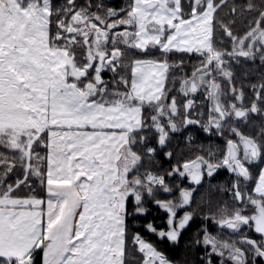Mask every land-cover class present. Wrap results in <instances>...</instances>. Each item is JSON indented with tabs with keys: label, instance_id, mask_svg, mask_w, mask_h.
Masks as SVG:
<instances>
[{
	"label": "snow or ice",
	"instance_id": "obj_1",
	"mask_svg": "<svg viewBox=\"0 0 264 264\" xmlns=\"http://www.w3.org/2000/svg\"><path fill=\"white\" fill-rule=\"evenodd\" d=\"M257 61L264 0H0V264H176L143 233L264 264V79L234 72ZM222 169L231 205L197 215Z\"/></svg>",
	"mask_w": 264,
	"mask_h": 264
},
{
	"label": "trees",
	"instance_id": "obj_2",
	"mask_svg": "<svg viewBox=\"0 0 264 264\" xmlns=\"http://www.w3.org/2000/svg\"><path fill=\"white\" fill-rule=\"evenodd\" d=\"M56 2V1H55ZM57 3V2H56ZM197 58L196 57H186L185 58V71L186 72H190L193 68V66L197 63ZM180 73H177V84L179 82V77H180ZM174 89V88H173ZM172 91V87L171 90ZM208 139L205 137V135L203 133L199 134L198 138H197V142L199 144H202L205 146V150H207V148L209 147L208 145H206ZM179 143V142H178ZM180 147L183 149V153L185 155H191L192 151H196L195 148H185L183 143H180ZM168 165L165 163L164 167H167ZM34 187H36V191L39 195L43 196L44 193L43 191L40 189V187L38 185H34ZM218 189L219 188H215V189H210L207 191H202L201 189L199 190V194L197 196V203H198V207L196 208V212L197 215H199L202 212H208V211H215L217 209L218 206L222 205L221 204V200L219 198V194H218ZM27 191V190H25ZM209 198H211L210 200H208ZM210 201V202H208ZM157 215L155 217H149V219H156ZM157 221V219H156ZM200 226V221L197 220L196 225L193 226V231L196 230V228H198ZM133 231H135V228L133 227L132 229ZM147 239L151 240L153 243L157 244V246L163 250L165 252V254L172 259L173 261L176 262V264H196L197 261V251H189L188 248H186L184 245H181L179 247H173L171 248L168 244H163L162 246L159 245V243L157 242V240L154 238V236L149 235L147 233H143ZM192 236V233L189 232L188 235L185 237V240H189L190 237ZM202 254V253H201ZM129 264H139V256L137 255V253H135L134 251H130L129 253Z\"/></svg>",
	"mask_w": 264,
	"mask_h": 264
},
{
	"label": "flooded vegetation",
	"instance_id": "obj_3",
	"mask_svg": "<svg viewBox=\"0 0 264 264\" xmlns=\"http://www.w3.org/2000/svg\"><path fill=\"white\" fill-rule=\"evenodd\" d=\"M57 3H63V0H55ZM106 4L111 5L112 7H120L123 6L127 3V0H104ZM234 72L236 75V82L237 85H243L246 94L250 98L251 96V89L249 87L250 84L252 83H258L261 81V79H264V66H262L259 61H257L255 64L252 63H241L239 65H236L234 67ZM174 88V89H173ZM169 95H176L178 99H180V95L178 92V84L176 87H172V91L169 92ZM203 100V97H198L197 102L200 103ZM206 107V105H205ZM260 121H254L251 126L245 128L244 130L249 133L250 135H256L258 134V130L261 126ZM206 137V136H205ZM207 138V137H206ZM208 141L206 145L215 147L216 145L220 144L221 142L217 140L216 138L209 139L207 138ZM194 153V151H192ZM232 181V176L226 171V170H220L214 179L211 181L210 184H205L203 188H201L202 191H207L210 189H218V194L220 195L219 198L221 200V204H228L229 206L231 205L232 201L230 199L229 193L222 191L221 189L227 188L228 185ZM209 198L208 200H210ZM210 202V201H208ZM221 206V205H220ZM161 216L157 215L156 219L157 222L161 220ZM156 239V237L154 236ZM157 240V239H156ZM159 245H163L164 243H161L157 240ZM170 246V245H169ZM173 248L172 246H170Z\"/></svg>",
	"mask_w": 264,
	"mask_h": 264
}]
</instances>
